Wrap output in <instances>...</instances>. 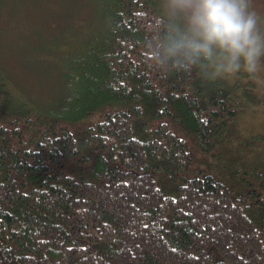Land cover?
Wrapping results in <instances>:
<instances>
[{
  "label": "trees",
  "instance_id": "obj_1",
  "mask_svg": "<svg viewBox=\"0 0 264 264\" xmlns=\"http://www.w3.org/2000/svg\"><path fill=\"white\" fill-rule=\"evenodd\" d=\"M54 1L27 56L0 17L57 82L30 96L0 66V264H264V135L234 127L258 80L165 58L162 0Z\"/></svg>",
  "mask_w": 264,
  "mask_h": 264
},
{
  "label": "clouds",
  "instance_id": "obj_2",
  "mask_svg": "<svg viewBox=\"0 0 264 264\" xmlns=\"http://www.w3.org/2000/svg\"><path fill=\"white\" fill-rule=\"evenodd\" d=\"M172 21L165 58L211 78L264 71V31L251 0H164Z\"/></svg>",
  "mask_w": 264,
  "mask_h": 264
},
{
  "label": "rangeland",
  "instance_id": "obj_3",
  "mask_svg": "<svg viewBox=\"0 0 264 264\" xmlns=\"http://www.w3.org/2000/svg\"><path fill=\"white\" fill-rule=\"evenodd\" d=\"M89 1L93 5L92 1L91 0ZM162 2L164 3V0H162ZM57 3L58 2H55L54 0H46V1L45 0H0V17L1 15L2 17L4 16V18H7V16L9 18L17 17L18 22L21 23H24L23 20L26 21V25H25L26 30H23L24 35L23 37H21L22 38L21 49L25 53V56L28 55L29 51L31 52L30 48L34 39L35 42H38V40L41 41L40 44L44 43L45 46L50 45L49 43L52 37L51 33L52 31L53 32L56 31V28L53 30L51 27H49L47 23L42 22L39 19L36 10H38V8H40V5L43 4L41 6L42 8L39 13L44 17H48L50 15V12L52 11V7L54 6V4L57 5ZM22 5H24V7L21 8ZM19 9L20 11H17ZM251 9L256 11L257 15L259 16L261 30L264 31V0H251ZM83 15L84 13L82 12L81 16ZM17 19H15V21H17ZM95 21H96V13L94 12L89 21L81 23L80 35L84 36L88 34L90 30L93 31V27H97ZM3 24H5V26L9 28H13V26L14 27L18 26V23L14 25V24H9L8 21L5 22L4 20H1L0 25L2 26ZM0 32L2 31L0 30ZM5 35L11 36L10 32H6V31H5ZM41 46L42 45H40V47ZM9 49H11L10 44L8 45V48L6 47L4 49L0 44V66L8 70L11 73V75L14 76V80H16V83L19 85L18 87L20 88L25 87L24 88L25 91L28 92L30 96L33 95L37 96L38 94L35 91V89H36V85H38L39 83L43 86L46 84L49 86L57 85V82H54L52 80L54 69L52 70L49 67V65L41 66L34 64V66L29 71L28 65H26L24 61L22 62V56L21 57L14 56ZM27 59H30V57H28ZM36 69H39V71H36ZM241 77L245 78L244 75H242ZM251 79L258 80L259 84L262 87V90L259 94L260 96L256 98V100H258L259 102L255 101V103H250L248 105L249 107L247 108L245 107L246 109H242V111L238 114V123L234 127L236 129L235 131L238 133V136L241 138V140H237L236 141L237 144H241L240 142L243 143L249 134L264 135V71H262L258 76L252 77ZM58 86L60 91V92L58 91V94L61 96L62 94H61L60 85L58 84ZM36 90L40 91L38 90V88ZM16 93L20 95L19 91L17 90ZM47 97L45 96V99ZM56 97L58 96L54 94V98ZM41 100H44V98H42ZM47 101L50 102L49 100ZM230 127L233 126L230 125ZM246 140H247L245 142L246 144L253 146L248 142V139Z\"/></svg>",
  "mask_w": 264,
  "mask_h": 264
}]
</instances>
